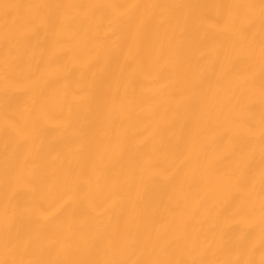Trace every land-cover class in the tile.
I'll list each match as a JSON object with an SVG mask.
<instances>
[{
	"label": "bare ground",
	"instance_id": "1",
	"mask_svg": "<svg viewBox=\"0 0 264 264\" xmlns=\"http://www.w3.org/2000/svg\"><path fill=\"white\" fill-rule=\"evenodd\" d=\"M0 264H264V0H0Z\"/></svg>",
	"mask_w": 264,
	"mask_h": 264
}]
</instances>
